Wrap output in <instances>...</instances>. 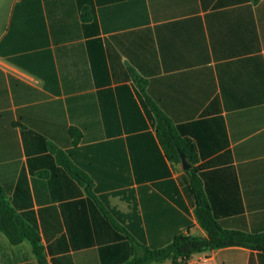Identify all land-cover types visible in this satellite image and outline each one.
Returning <instances> with one entry per match:
<instances>
[{"label": "crops", "instance_id": "1", "mask_svg": "<svg viewBox=\"0 0 264 264\" xmlns=\"http://www.w3.org/2000/svg\"><path fill=\"white\" fill-rule=\"evenodd\" d=\"M196 190L221 229L264 236V0H0V264H40L32 232L46 264L208 238ZM204 257L264 264H152Z\"/></svg>", "mask_w": 264, "mask_h": 264}, {"label": "trees", "instance_id": "2", "mask_svg": "<svg viewBox=\"0 0 264 264\" xmlns=\"http://www.w3.org/2000/svg\"><path fill=\"white\" fill-rule=\"evenodd\" d=\"M156 120L159 122L157 131L160 139L169 157L176 161L181 162L180 153L187 155L185 147L182 145L180 138L174 133L169 120L157 108H155ZM197 197V216L209 234L208 238L194 237L187 235H178L175 237L172 244L161 250H144L142 253H137L134 258L127 264H152V262H163L167 259H189L193 255L210 251L215 248L231 247V246H245L253 249L264 250V236L249 235L243 232L226 231L221 229L213 217L209 214L206 205L201 201L199 193L196 190ZM14 211L6 202L4 196L0 192V229H4L1 218H14ZM27 237L32 241L34 253L40 264H46V260L40 246V238L32 232ZM13 242H18V239L11 238ZM22 237L20 238L21 241ZM141 247V246H140Z\"/></svg>", "mask_w": 264, "mask_h": 264}, {"label": "built area", "instance_id": "3", "mask_svg": "<svg viewBox=\"0 0 264 264\" xmlns=\"http://www.w3.org/2000/svg\"><path fill=\"white\" fill-rule=\"evenodd\" d=\"M213 260L211 259V257H204V258H200L199 260L195 261V262H190L188 260V263L190 264H212Z\"/></svg>", "mask_w": 264, "mask_h": 264}, {"label": "water", "instance_id": "4", "mask_svg": "<svg viewBox=\"0 0 264 264\" xmlns=\"http://www.w3.org/2000/svg\"><path fill=\"white\" fill-rule=\"evenodd\" d=\"M180 156H181L184 168L189 169L190 165L187 163L185 155L183 153H180Z\"/></svg>", "mask_w": 264, "mask_h": 264}]
</instances>
